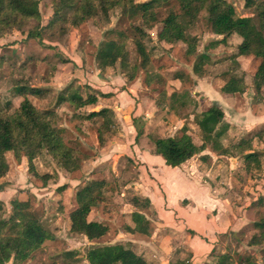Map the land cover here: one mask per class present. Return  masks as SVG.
<instances>
[{"label": "rangeland", "instance_id": "1", "mask_svg": "<svg viewBox=\"0 0 264 264\" xmlns=\"http://www.w3.org/2000/svg\"><path fill=\"white\" fill-rule=\"evenodd\" d=\"M53 1L56 0H38V9L41 15L40 26L45 25L52 17ZM135 1L139 3L147 0ZM227 1L233 4L238 16H251L254 12L253 8H243L244 0ZM159 11L162 14L165 8L162 7ZM70 13L69 10H65L59 15L67 17ZM35 25V21H29L22 29L11 30L0 37V48H2L0 56L3 58L1 60L0 57V114L11 113L21 101L20 96H14L15 86L25 88V91L28 87L41 88L53 78L55 88H48V92L39 99L32 96H27V99L36 108L49 109L53 112V125L62 130L64 141L71 147L83 148L89 155L87 158H83L78 170L67 172L58 166L50 155L45 152L40 153L33 163L38 175H47L44 181L28 171L24 156L21 155L19 159H16L12 152L5 154L8 171L0 178L2 186L0 201L5 207L3 216L10 213V201L13 199L28 200L31 206L30 210L52 236L21 264H87L85 255L90 248L114 244H125L130 247L134 244L133 246L141 251L140 255L144 254L145 257L148 255L147 260L151 262L156 260L157 262L166 263L168 261V264H175L177 263L175 261H184L188 255H185L186 257L184 256L182 260H175L171 257L172 253L177 254L174 251L178 249L177 242L171 244L174 249L171 254L166 252L165 257H157L149 249L150 247L143 249L145 240L148 241L147 238L132 236L124 231L126 226H132L131 212L141 210L131 203L133 197H138L132 190L131 184L136 177L134 170L136 164L126 158L121 147L114 150L106 146L114 137L124 140V144L127 146V136L130 132L127 129H119L120 124L116 122L113 114V123L108 131H103V142L100 144L97 140V130L101 125V118H81L91 111L100 110L105 103L130 102L131 93H124L121 98L116 100L108 99L112 94L107 93L104 97H97L95 105L84 106L78 110H74L69 102H58V93L70 85L73 89L76 88L82 97H86L88 94L93 95L95 90L88 85L100 83L99 81L105 78L104 73L108 71L112 77L124 79V84L121 87L117 86L119 91L129 87L137 93L136 102L153 103L152 106L155 110L148 117L149 124L145 125L149 119L143 120L144 113L138 118L132 119L134 127L137 125L141 129L139 135L146 133L148 135L146 137L150 141L151 137L177 134V130L180 129L179 124L169 120L170 115H173L177 119L180 117L186 119L183 126L189 123L187 129L191 139L193 142H199L200 132L195 128L194 116L199 111L198 103L204 104V100L207 98L202 95L204 81L211 83L216 90H220L229 75L242 76L245 89L242 93L236 94L235 101L248 103L251 110L257 113L264 103V88L261 94H256L252 83L259 60L252 56L240 57V60L237 57L238 65L235 66L231 55L236 52L237 44L240 41L236 34L228 36L221 44L210 45L221 36L211 33L205 12H201L186 28V34L195 39L193 55L185 53L186 45L181 42L170 45L158 41L156 35L161 28V23L156 22L146 28L142 26L140 20H137V17H129L128 14L122 15L121 7L118 5L110 9L106 16L99 12L77 27L70 26L69 20L65 22L55 20L52 30L49 29L48 32L39 30V39L28 38V32L33 31ZM133 25L140 26L146 33V36L142 38L148 54V63L145 68L141 67L142 60L138 56L132 40V36L134 37L131 31ZM61 29H64V32H61ZM117 31L124 32L126 36L124 45L127 52V63L121 65L120 60H117L112 67L100 68L96 60V53L105 41L121 40L117 37ZM14 45L17 49L5 48L14 47ZM77 50L81 52L82 58L81 62L77 61L76 64L68 56L73 57V53ZM201 53H205L208 60L198 62L200 71L195 73L193 64L196 63V57ZM176 76L180 78H176ZM199 81H201L200 86L198 85ZM172 93L178 97L175 101L169 97ZM223 114L226 117V111ZM191 117L192 119L189 120ZM176 127L178 129L174 130ZM128 129L133 131L132 128ZM263 135L264 128H259L250 132L246 137L251 140L255 136L257 141L262 139ZM228 140V135L225 134L222 143L226 147V151H232L234 150L233 144ZM102 148L105 149L104 154L108 158L92 170L89 166L90 161L96 159L98 151H101ZM224 164L226 163L224 162ZM260 173L259 167L256 171L246 172L245 176L240 173V176L236 174L241 186L234 190L241 196H243L242 192L249 196L248 190H244L243 186L249 183L248 176L254 180ZM92 180H103L105 186L102 198L96 206L91 208L88 220L102 222L107 226L108 231L103 237L90 241L85 236L70 231L69 212L76 206L75 193ZM259 201L251 203L249 200L246 201V204L250 203L251 206L261 204L256 206L257 210H254L252 217L254 222L242 228L235 237L230 234L228 238H222L226 242L224 253L230 255L234 264L241 263L239 261L243 259L245 261L247 259L249 264H264V245L249 246L247 244L252 235L259 233V231L252 232L256 229L255 223L264 222V198ZM146 214L154 220L151 211H146ZM262 230L264 231V229ZM138 250L134 252L139 253ZM65 252H72V258L65 257ZM220 255L222 254L210 255V262L205 264H215L217 256ZM7 264H11V262Z\"/></svg>", "mask_w": 264, "mask_h": 264}, {"label": "trees", "instance_id": "2", "mask_svg": "<svg viewBox=\"0 0 264 264\" xmlns=\"http://www.w3.org/2000/svg\"><path fill=\"white\" fill-rule=\"evenodd\" d=\"M38 4V0H0V37L11 30L22 29L29 21H35L36 25L33 31L28 32L27 37L38 38L40 32L53 29L55 20L62 22L69 20L70 26L77 27L99 12L106 16L110 9L118 5L121 7L122 15L137 17V20H140L142 26L146 28L156 22L161 23V28L156 35L157 40L170 45L181 42L186 45L185 53L193 55L195 39L186 34V28L201 12H205L211 33L221 36L210 45L221 44L228 36L236 34L240 42L237 44L236 52L231 55L235 66L238 65L236 58L239 56H252L258 59L252 83L256 94H261L264 88V0H244L243 8L254 10L251 16L244 17L238 16L233 4L227 0H147L139 3L135 0H56L52 3L54 10L52 17L43 26H40L41 15ZM162 7L165 11L161 14L159 10ZM65 10H69L70 15L67 17L59 15ZM61 30L64 32V29ZM131 31L134 35L132 40L137 54L142 60L141 67L145 68L148 63V54L142 38L146 36V33L138 25H133ZM117 37L121 40H109L100 45L96 53L100 68L112 67L117 60H120L121 65H126L125 33L117 31ZM207 60L208 56L205 53L198 55L196 63L193 64V72L199 73L198 62ZM176 78L180 77L176 76ZM244 89L242 76L229 75L220 87V92L239 94ZM14 91V96H20L21 101L11 113L0 114V178L8 171L5 158L8 152H12L16 159H19L21 155L24 156L28 171L44 181L47 175H38L33 163L42 152L50 155L56 164L67 172L78 170L83 158H87L89 153L81 147L69 146L62 137V130L53 125V112L49 109L40 110L27 99V96L39 99L48 92V89L28 87L25 91V88L15 86ZM105 95L95 91L93 95L88 94L82 97L76 88L73 89L68 85L59 91L57 101L69 102L74 110H78L84 106L95 105L97 97ZM169 97L174 101L178 99L175 93ZM92 117L101 118V125L97 130V140L101 144L103 131H108L113 123V113L109 109L102 108L98 111H91L81 118ZM194 122L200 131V145L194 144L185 126L178 130L176 136L149 138L154 154L159 155L167 166H180L186 160L202 152L207 145L214 152L222 154L225 152L221 139L228 129V124L224 121L220 108L216 105L209 106L194 116ZM206 158V155L200 157L201 160ZM255 158V153H248L243 156V161L244 163H258L259 161ZM104 186L105 181L103 180L87 182L75 193L76 206L69 212L70 231L83 235L90 241L103 237L108 231L107 226L102 222L88 220L91 208L96 206L102 198ZM1 189L0 185V191ZM131 203L141 208L142 211L131 212L132 226H126L124 231L149 236L151 222L145 215L146 211H151L149 200L133 197ZM4 209L0 201V264L8 262L21 264L52 236L30 210L28 200L13 199L10 201V213L7 216H3ZM254 226L264 229V222H257ZM247 244L249 246L264 245V231L261 230L259 234L252 235ZM64 255L72 258V252H65ZM85 259L87 264H152L125 244L92 247L87 251ZM239 262L249 264L247 259ZM175 264L188 263L182 261ZM215 264L234 263L230 255L224 253L217 256Z\"/></svg>", "mask_w": 264, "mask_h": 264}, {"label": "crops", "instance_id": "3", "mask_svg": "<svg viewBox=\"0 0 264 264\" xmlns=\"http://www.w3.org/2000/svg\"><path fill=\"white\" fill-rule=\"evenodd\" d=\"M237 38L239 40L238 36ZM5 48L17 49L16 45ZM80 53L77 50L73 53V57L68 56V58L76 64L77 61L80 63L82 58ZM240 57L245 56H239L238 60ZM104 76L105 78L100 80V83L88 86L103 94L111 93L112 95L108 99L116 100L128 92L132 96H129L130 102L127 103L104 104L103 108L109 109L114 114L116 122L120 124L119 129H127L130 132L127 136V146L124 144V140L114 137L106 147L114 150L121 147L126 158L136 164V168L134 167L136 177L131 183L132 190L138 197L149 200L150 210L154 215V220H152L145 214L151 222L149 236L138 233L132 234V236L147 238L148 241L145 240L143 249L150 247L149 249L157 257H165L166 252L171 254L174 250L171 244L177 242L178 249L174 250L177 254L172 253L171 257L175 260H182L185 255H188L185 258L187 260L184 261L189 264H205L210 262V255L223 254L226 242L222 238H228L230 234L235 237L242 228L254 222L252 219L254 210H257L256 206L261 204L251 206L250 203L260 202L259 199L264 198V135L257 141L255 136L250 137L251 140L246 137L253 130L264 128V103L261 110L254 113L248 103L235 101L236 94H224L220 90H216L211 83L204 81L202 95L207 98L204 100V104L198 103V113L211 105H216L222 112L226 111L224 121L228 124V129L225 134L228 135V141L232 142L234 150L226 151V147L222 143L224 135L221 139L222 148L225 150L223 154L214 152L207 145L202 152L186 160L180 166L170 167L159 155L154 154L153 145L146 137L148 135L146 133L139 135L141 129L132 124V119L138 118L143 113V120L147 121L148 117L154 113L153 103L136 102L137 93L129 87L119 91L117 86L121 87L124 84L123 78L112 77L108 71L104 73ZM115 83L118 85H111ZM198 85H201V81L198 82ZM41 88H55L53 78ZM173 117L170 115L169 120L179 124L181 129L186 119L181 117L173 119ZM191 119L192 117L189 120ZM149 123L150 119L145 122V125ZM128 124L129 126H127ZM187 125L186 128H188ZM194 125L198 129L197 125ZM128 128H132L133 131ZM177 129L178 127L174 130ZM187 133L189 134L188 129ZM156 138L163 137L152 139ZM121 143L122 145H120ZM194 144L200 145L201 140ZM104 152L105 149L102 148L101 151H98L96 159L90 161L89 166L92 170L108 158ZM248 153H255V159L259 162L244 163L243 156ZM204 155L207 158L201 160L200 157ZM259 167L261 173L255 177L256 179L252 180L248 176L249 183L243 186L244 190H248L249 196L243 192V196L238 194L234 189L239 188L241 184H239L236 174L240 173L245 176L246 172L256 171ZM247 200L250 201L249 204H246ZM262 229L256 226L252 232H260ZM133 245L131 246L133 251L139 249ZM138 252L136 254L140 255L141 251L138 250ZM141 256L147 262H153L147 260L148 255L147 257L144 254ZM152 264H168V261L163 263L155 260Z\"/></svg>", "mask_w": 264, "mask_h": 264}, {"label": "built area", "instance_id": "4", "mask_svg": "<svg viewBox=\"0 0 264 264\" xmlns=\"http://www.w3.org/2000/svg\"><path fill=\"white\" fill-rule=\"evenodd\" d=\"M235 264H237V263H235ZM239 264H244V263H239Z\"/></svg>", "mask_w": 264, "mask_h": 264}]
</instances>
